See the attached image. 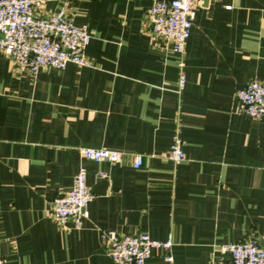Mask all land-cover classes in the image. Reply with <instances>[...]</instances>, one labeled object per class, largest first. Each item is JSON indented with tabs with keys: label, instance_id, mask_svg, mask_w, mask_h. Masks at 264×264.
<instances>
[{
	"label": "crops",
	"instance_id": "obj_1",
	"mask_svg": "<svg viewBox=\"0 0 264 264\" xmlns=\"http://www.w3.org/2000/svg\"><path fill=\"white\" fill-rule=\"evenodd\" d=\"M154 0H42L91 34L88 65L19 70L0 52V256L8 264H115L103 233L172 238L145 264L228 262L219 245L264 244V115L236 90L264 81V0H196L185 51L151 33ZM229 5V6H227ZM182 60V65L179 61ZM185 81L179 86V76ZM178 132L186 158L167 156ZM82 146L123 151L88 159ZM143 163L132 165V154ZM93 197L76 227L53 217L79 165Z\"/></svg>",
	"mask_w": 264,
	"mask_h": 264
},
{
	"label": "built area",
	"instance_id": "obj_2",
	"mask_svg": "<svg viewBox=\"0 0 264 264\" xmlns=\"http://www.w3.org/2000/svg\"><path fill=\"white\" fill-rule=\"evenodd\" d=\"M42 0H0V52L11 58L15 67L35 73L41 66L63 68L68 62L88 65L84 54L91 34L85 25L75 23L65 14L64 9L37 14L36 8ZM196 0H154L145 12L146 23L151 33L163 37L171 49L178 54L185 51V43L190 34L194 4ZM229 6V5H227ZM182 65V60L179 61ZM185 81L184 72L179 76V86ZM237 110L255 119L264 115V81L252 79L235 93ZM81 154L97 161L117 162L123 151L95 146L80 147ZM167 156L175 163L186 158L182 139L178 132L172 136ZM143 154H132V165L139 167ZM87 168L79 165L71 186L57 194L51 205L54 219L63 224L72 220L76 227L87 216V207L93 197L86 183ZM103 243L115 264H145L153 247H161L168 252L165 258L172 259L169 252L172 238L157 239L146 232L118 234L110 229L103 233ZM221 252L229 253L224 262L212 258L208 264H264V244L255 239L229 241L219 245ZM0 264H8L0 256Z\"/></svg>",
	"mask_w": 264,
	"mask_h": 264
}]
</instances>
